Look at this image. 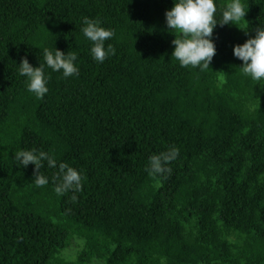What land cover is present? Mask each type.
I'll return each mask as SVG.
<instances>
[{
    "label": "trees",
    "instance_id": "1",
    "mask_svg": "<svg viewBox=\"0 0 264 264\" xmlns=\"http://www.w3.org/2000/svg\"><path fill=\"white\" fill-rule=\"evenodd\" d=\"M245 2L247 33L218 24L202 71L172 55L173 0H0V264H264V80L233 55L264 0ZM84 17L115 32L103 63ZM45 47L75 52L79 74L46 68L40 99L18 64L39 66ZM173 146L171 173L153 178L149 157ZM33 148L81 169L82 189L58 195L47 166L36 188L35 166L14 160Z\"/></svg>",
    "mask_w": 264,
    "mask_h": 264
},
{
    "label": "clouds",
    "instance_id": "2",
    "mask_svg": "<svg viewBox=\"0 0 264 264\" xmlns=\"http://www.w3.org/2000/svg\"><path fill=\"white\" fill-rule=\"evenodd\" d=\"M248 5L245 0H228L222 10V18H217V0H173V6L166 10L167 30L175 35L172 41L174 51L172 55L179 61L181 67L200 68L202 71L210 67L217 47L213 38L217 25H236L247 33L248 26H244ZM82 32L84 37L92 42L90 53L92 58L103 63L110 55H115V49L106 41L114 37L112 29L102 26L99 19L84 17L82 20ZM233 55L243 62L241 67L244 75L252 80L260 82L264 80V24L255 28V35L242 44L233 47ZM43 63L33 66L27 56L18 64V75L26 77L28 91L36 97L43 99L49 92V75L45 69L53 72H61L68 78L79 74L77 65L78 56L75 52H64L59 48L43 49ZM16 166L27 168L29 164L35 166L34 184L36 188H42L49 184V177L41 171L47 166L57 169L52 177L55 184V192L65 195L68 192H78L82 189V170L77 169L66 162L58 163L56 157L49 152L33 149H23L14 152ZM179 156V148L173 146L165 152L149 157L147 171L155 178L170 174L169 165ZM77 197L72 196L75 201Z\"/></svg>",
    "mask_w": 264,
    "mask_h": 264
},
{
    "label": "rangeland",
    "instance_id": "3",
    "mask_svg": "<svg viewBox=\"0 0 264 264\" xmlns=\"http://www.w3.org/2000/svg\"><path fill=\"white\" fill-rule=\"evenodd\" d=\"M83 247V241L82 240H76L74 244L65 251V255L68 258L75 259L77 257L78 252ZM93 264H101L100 262H95Z\"/></svg>",
    "mask_w": 264,
    "mask_h": 264
}]
</instances>
